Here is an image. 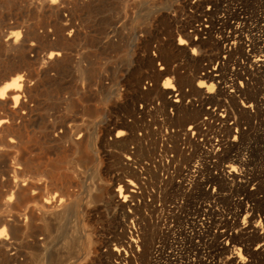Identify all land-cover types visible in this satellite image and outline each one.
I'll return each instance as SVG.
<instances>
[{
	"label": "bare ground",
	"instance_id": "bare-ground-1",
	"mask_svg": "<svg viewBox=\"0 0 264 264\" xmlns=\"http://www.w3.org/2000/svg\"><path fill=\"white\" fill-rule=\"evenodd\" d=\"M0 264H264V0H0Z\"/></svg>",
	"mask_w": 264,
	"mask_h": 264
}]
</instances>
